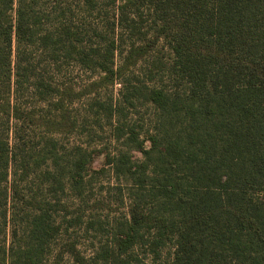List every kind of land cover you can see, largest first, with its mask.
Listing matches in <instances>:
<instances>
[{"label":"trees","instance_id":"1","mask_svg":"<svg viewBox=\"0 0 264 264\" xmlns=\"http://www.w3.org/2000/svg\"><path fill=\"white\" fill-rule=\"evenodd\" d=\"M111 1L105 25L81 32L64 19L69 7L52 20L56 5L48 11L46 0H0V264H62L66 254L67 264H134V249L155 257L168 242L173 251L165 264H264V0ZM83 3L97 8V0ZM86 35L98 43L84 42ZM159 43L172 53L166 82L162 76L150 83L151 70L143 78L126 74ZM26 47L98 75L79 88L36 76L29 86L34 67L21 65ZM116 80L119 100L90 101L86 109L110 126L116 149L106 163L127 192L128 216L87 258L74 242L54 245L81 215L65 210L58 220L65 209L58 200L35 193L24 199L16 174L24 180L31 162L34 169L47 162L38 175L46 190L83 199L93 150L65 149L52 136L31 142L27 131L81 132L87 113L74 102ZM22 81L34 99L28 106L16 95ZM136 100L153 107L144 131L121 106Z\"/></svg>","mask_w":264,"mask_h":264},{"label":"rangeland","instance_id":"2","mask_svg":"<svg viewBox=\"0 0 264 264\" xmlns=\"http://www.w3.org/2000/svg\"><path fill=\"white\" fill-rule=\"evenodd\" d=\"M46 7L55 6L56 10L52 12L50 18L52 19L58 12L66 10V19L68 18L73 21L72 26L76 25L80 27V31H84L86 28L96 27L97 30L101 29L107 18H105V13L110 12L114 7L111 0H97V8L95 10L89 9L83 3V0H46ZM68 14V15H67ZM99 15V16H98ZM54 20V19H52ZM51 26L50 23L46 24V27ZM80 32V33H81ZM82 34V33H81ZM84 42H91L93 44L98 43V38L93 36L89 38L86 35ZM102 45V44H101ZM15 47H13L15 53ZM127 50L126 44L121 45L114 54V65L117 66L121 62V58ZM26 59L21 62L22 67L29 65L34 69L30 72L29 82L27 85H31L33 78L31 76L41 77L42 79H50L54 83H60L62 81L71 83L76 88H79L89 82L91 78H96L98 75V70H87L77 65L73 61L66 62L64 58L58 59L55 64L49 59V56L34 47H26L24 49ZM63 56V54H60ZM172 53L167 45L159 43L151 48L147 54L141 58L134 66L126 70L128 75H139L144 77V72L149 70L154 74L155 80L153 84L159 83V78L164 77V81H167L165 77L167 64L170 62ZM15 60V55L13 56ZM26 82L22 81V84L18 86L16 92L18 101L21 102L23 106H28L34 103V99L31 97L30 91L26 88ZM122 84L120 80H116L114 84L107 87L99 88L91 94L85 95L73 104L74 110L79 112L87 113V118L85 119V128L81 132H74L70 134H49L44 132L41 128L33 127L28 130L27 133L30 134V141L37 142L38 140H45L52 136V138L57 142L58 146L64 147L65 149H70L73 145H80L82 147H87L89 150H93L92 160L89 163V177L90 183L87 184L85 191L83 193V199H77L73 193L69 190H64L63 192H48L45 186L40 181L38 177L39 172L45 169L49 163H44L40 167L33 168L34 164L31 162L29 167V175L26 179L19 180V173L17 171V189L19 194L24 198L28 199L30 193H35L39 197L58 200L59 205L64 206L65 209H61L55 214L56 219L60 220L61 215L66 212L67 217H75L81 215V222L72 224L68 227L67 231L61 232L54 245H60L64 242H74L76 248L85 257L89 258L95 247L98 246L100 242L107 240L110 237V232L113 230L115 223L123 221L124 218L128 216V195L126 190L123 188L120 191L117 188V181L113 178L110 173V165L106 163V155H114L116 149V142L112 139L110 133V126L101 115L93 114L89 111L88 103L90 101H117L120 99V89ZM28 104V105H27ZM124 106L125 116L128 120L137 123L138 128L142 131L149 128L151 121L153 119V107L149 103H143L140 100L135 101V106L130 107L121 103ZM88 110V111H87ZM92 113V115L90 114ZM89 114V116H88ZM14 122L11 124L13 127ZM3 128V119L0 117V129ZM81 128V127H80ZM30 131V132H29ZM13 133L10 132L11 142L13 141ZM41 145V144H40ZM40 145H36L35 149H40ZM62 151V150H61ZM41 154L38 155V157ZM141 154L137 151L132 152V158L134 160L140 159ZM66 155L60 161L64 162ZM100 169H104L101 171ZM12 175L9 176L11 180ZM23 201V200H22ZM13 202V201H12ZM18 199H14L13 203H19ZM80 207V209H77ZM83 209V210H82ZM4 236V233L0 232V239ZM146 249V248H145ZM173 251V245L168 242L155 257H152L149 253L145 252L144 249H134L133 250V262L134 264H165L169 260L170 253ZM70 262V256L65 255L62 259V264H67ZM101 264V263H100Z\"/></svg>","mask_w":264,"mask_h":264}]
</instances>
